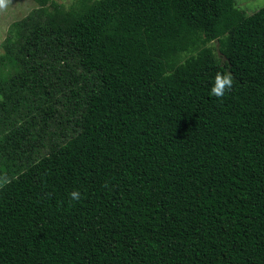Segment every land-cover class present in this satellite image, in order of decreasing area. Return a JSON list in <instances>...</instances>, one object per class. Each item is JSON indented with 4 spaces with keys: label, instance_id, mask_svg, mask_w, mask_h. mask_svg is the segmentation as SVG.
Segmentation results:
<instances>
[{
    "label": "trees",
    "instance_id": "16d2710c",
    "mask_svg": "<svg viewBox=\"0 0 264 264\" xmlns=\"http://www.w3.org/2000/svg\"><path fill=\"white\" fill-rule=\"evenodd\" d=\"M34 1L0 53V264H264V5Z\"/></svg>",
    "mask_w": 264,
    "mask_h": 264
},
{
    "label": "rangeland",
    "instance_id": "374dc122",
    "mask_svg": "<svg viewBox=\"0 0 264 264\" xmlns=\"http://www.w3.org/2000/svg\"><path fill=\"white\" fill-rule=\"evenodd\" d=\"M55 1L66 7L75 2V0ZM235 4L246 13H252L264 5V0H235ZM36 6L34 0H9L7 7L0 11V53L2 52V41L7 35L10 24L26 16Z\"/></svg>",
    "mask_w": 264,
    "mask_h": 264
},
{
    "label": "clouds",
    "instance_id": "9594fccd",
    "mask_svg": "<svg viewBox=\"0 0 264 264\" xmlns=\"http://www.w3.org/2000/svg\"><path fill=\"white\" fill-rule=\"evenodd\" d=\"M9 3V0H0V11L4 10ZM233 88V76L231 72H216L209 90L210 96L218 99H223L225 94L230 92ZM107 186V185H105ZM71 201H79L81 199V193L78 190H74L69 193Z\"/></svg>",
    "mask_w": 264,
    "mask_h": 264
}]
</instances>
